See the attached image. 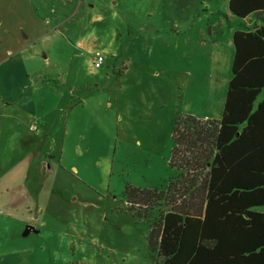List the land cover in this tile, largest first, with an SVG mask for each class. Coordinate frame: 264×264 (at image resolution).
<instances>
[{
  "label": "rangeland",
  "instance_id": "1",
  "mask_svg": "<svg viewBox=\"0 0 264 264\" xmlns=\"http://www.w3.org/2000/svg\"><path fill=\"white\" fill-rule=\"evenodd\" d=\"M16 2L0 0V30L16 31L11 58L33 99L20 85L0 102L13 116L0 171L23 161L13 179L27 174L24 190L0 188V264H155L151 220L130 214L145 207L127 205L124 189L162 190L175 177L174 114L219 119L239 22L227 0Z\"/></svg>",
  "mask_w": 264,
  "mask_h": 264
},
{
  "label": "trees",
  "instance_id": "2",
  "mask_svg": "<svg viewBox=\"0 0 264 264\" xmlns=\"http://www.w3.org/2000/svg\"><path fill=\"white\" fill-rule=\"evenodd\" d=\"M226 8L254 25L232 33L219 119L174 114L175 177L162 190L124 189L127 205L145 207L130 214L151 220L155 264H264V0H227Z\"/></svg>",
  "mask_w": 264,
  "mask_h": 264
},
{
  "label": "crops",
  "instance_id": "3",
  "mask_svg": "<svg viewBox=\"0 0 264 264\" xmlns=\"http://www.w3.org/2000/svg\"><path fill=\"white\" fill-rule=\"evenodd\" d=\"M15 1H17L16 5L22 2V0ZM229 14L231 18H233V20L239 22L231 13ZM37 24H39L38 17L33 14L32 18L28 19V36L31 35L33 32H36V30L38 29ZM241 25H243L244 27L242 28ZM253 25V19L248 17L243 21V23L239 22L238 24H235V31H245V29H251ZM257 25L259 26L260 23H258ZM19 29L25 31V22L21 24ZM15 32L16 31L13 28H9L8 31L5 32L0 30V102H2L3 104L12 101V92L14 86L21 85L24 86V88L26 87V94L25 92H23L25 100L32 101L33 99L32 93H30L29 91L32 89L29 88L30 79L29 76H27L28 72H26L23 66L14 63L13 58H11L13 52L17 50L18 46V42L15 40ZM43 59H45V56ZM27 92L29 93L27 94ZM21 101L22 100H20V102ZM221 108H223L222 101L220 103L218 101L216 105V111L219 112ZM29 117H34V114H29ZM12 118L13 116H10L8 113H5V110L0 109V144H6L11 139ZM205 118H207V116ZM28 131L30 134H35L34 136L38 141L42 140L44 136V134L37 127L35 128V125L30 126ZM34 131H36V133H33ZM21 165H23V161H18L15 166H11L8 169L0 171V188L3 189V193L8 194L12 190H14V188H19L21 191L24 190L27 174L24 176L23 173L22 176L19 175L18 177H15V179H13L14 177L12 174L13 170ZM5 168L7 167L5 166ZM1 192L2 191H0V193Z\"/></svg>",
  "mask_w": 264,
  "mask_h": 264
},
{
  "label": "built area",
  "instance_id": "4",
  "mask_svg": "<svg viewBox=\"0 0 264 264\" xmlns=\"http://www.w3.org/2000/svg\"><path fill=\"white\" fill-rule=\"evenodd\" d=\"M102 61H103V58L101 57V55L97 54L96 58H95V61H94V64H93L94 67L95 68H99L101 63H102Z\"/></svg>",
  "mask_w": 264,
  "mask_h": 264
}]
</instances>
